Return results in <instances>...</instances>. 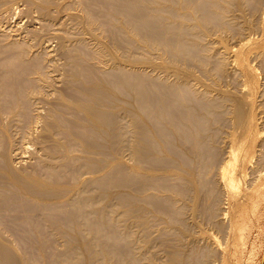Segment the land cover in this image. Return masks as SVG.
I'll return each mask as SVG.
<instances>
[{"label": "bare ground", "instance_id": "1", "mask_svg": "<svg viewBox=\"0 0 264 264\" xmlns=\"http://www.w3.org/2000/svg\"><path fill=\"white\" fill-rule=\"evenodd\" d=\"M47 3H49V0ZM86 3L89 6L85 4V9L89 10L86 13H89L84 15L82 11L83 14L71 15L73 20L76 19L81 23L80 26L86 32L87 38L84 36L85 32L83 33L84 38H77L74 42L72 41L73 38H70L73 49L67 50L66 53L67 71L64 89H54L55 81L48 74L50 70L48 72V68L46 69L31 60L28 53L32 51H27L26 47L18 49L15 54H7L9 55L7 61L13 63H10V66L6 69H0V264H51L47 254L53 244L50 245V243L53 240L55 242V239H64L67 242L63 250V254L67 257L64 256V258L66 260L69 258V263L66 264H70V262L71 264H110L115 258L118 264H148L154 261V254L146 251V246H143V253L138 254L136 251L137 243L140 241H143L145 245L148 243V237L145 234L142 235V233L140 235L136 231V227L145 224L148 226V222L151 220L145 218V216L143 218V211L150 210L155 218L161 219L165 224L167 223L169 228H172L170 226L173 220L170 221V218H174L173 221L176 223L180 220L179 217L175 219L171 208L168 207L169 204H174L169 195L157 199V202L151 200V203L146 201L147 197L144 200L140 195L145 188L154 189L153 193L158 188L161 191L165 189L169 192H175L169 186L170 183L169 185L167 183L171 177H176L181 181L183 191L179 193V202L182 203L185 199L187 201V198L191 200L192 205H189V207L192 206L194 216L195 214L200 216L202 212L205 215L208 214L209 222L217 228L218 235L222 231L221 235L224 236L223 222L225 220L223 211L221 212L220 208L218 210L215 204L212 207L206 206V208V204H203L205 198L212 199L218 192V187L216 189L214 185L208 184L207 176L208 178L211 176V174L209 176V173L212 169L214 170L216 163L222 157V152L216 145L223 139L224 129L227 132L228 128L231 130L238 128L240 131L241 129H247L248 134V128L254 123L251 117L253 105L250 104L252 106H249V97L252 96V93L248 92L245 96L241 93L227 92V89L229 91L227 86L231 79L228 80L227 86L224 84L226 91L223 90V86V88H219L221 84L218 87L219 94L214 95L216 84L213 79L217 83L220 80L222 82L229 74L228 66L230 64L227 63L225 51L222 54L219 52V47L210 46L209 48L208 44L212 43V41L210 42L211 34L217 33L223 36L226 33L227 35L235 33L241 36L244 32L248 35L246 30L248 33L249 30L250 33L255 30L257 28L256 15L264 13L262 10L260 11L261 6L264 5V0H86ZM52 4L51 2L47 6L51 7ZM92 4L97 6V12L91 9ZM75 5L77 4L75 3ZM55 6L57 5L55 4ZM45 7L43 5L42 14L44 18L51 19L53 16L52 10L49 11L48 9L51 8ZM31 8L33 7L31 6ZM74 8H71L72 11ZM52 9L54 11V8ZM234 10L240 12L241 21L230 17ZM56 12L54 11V14ZM67 14H70V12L67 11ZM258 23L262 24V20ZM258 26L260 25L258 24ZM79 28L77 27V29ZM70 29L67 30L70 31ZM97 29L110 35L112 45L107 44L104 38L99 37ZM258 30L260 32V29ZM132 31L136 33L137 37H135L136 40L132 39L133 41L130 39ZM259 32L253 31L254 36L255 33ZM251 35L252 33L249 37ZM229 36L226 39L221 38L224 41L230 40ZM258 37L260 36L258 35ZM49 40L52 41V39ZM87 42L91 45L95 44V47L97 45L92 53L88 51L89 44ZM128 42L129 44L138 43L141 48L148 52V56H151V61L152 56L155 58L156 55L160 56V59L165 62L166 65L163 67L159 65V69L157 66H153V69H151L158 76L157 80L146 79L148 73L143 78L141 72L140 76L130 67H127L128 64L125 65V62H131L136 57L135 53L138 48L132 47L131 44V46H128ZM215 43L217 45L218 42ZM238 43L237 45L242 46L241 42L238 41ZM120 44L124 46H121L122 50H124V54L129 57L130 61L123 60L122 55L120 57V53H118L120 49L117 47ZM64 45L66 44L64 43ZM254 45L256 46V44ZM257 45L261 47V44L257 43ZM247 46L248 44L243 48ZM65 48L67 46L63 49ZM225 48L228 49V52L231 45ZM249 51L247 52L249 53ZM139 53L141 54V49ZM143 55L145 56V54ZM219 55H221V58ZM90 57L97 60L99 65L104 64L109 68L100 70L101 68L93 67ZM214 59L219 60L217 69L210 70L209 65ZM229 59H231V55ZM250 59L254 58L250 57ZM255 60L257 59L255 58ZM146 61L144 60V65H146ZM156 61L155 58L153 65ZM158 61L157 63L161 62ZM178 62L181 66L177 65ZM252 62L257 63L259 61ZM172 64L176 67L173 71L176 80L173 83L171 80L174 77L170 79L169 74ZM240 64L239 62L238 65ZM250 67L252 66L250 65ZM167 68H169V71H167ZM142 70L144 69L142 68ZM143 74L145 75L144 71ZM200 74L206 78L205 81L207 78L212 79L213 89H211V85L197 82L196 77ZM249 74L253 75V73ZM229 77L231 78L230 75ZM231 85L233 84L231 83ZM49 90H53V92ZM240 91L242 92V89ZM235 92H238V90H235ZM52 95L54 100L51 99ZM253 103L255 104V101ZM257 103H260V101H257ZM259 105H256V107L258 108ZM38 124L42 125H40L42 127L41 131L39 128L37 129ZM233 133L234 139H236L235 132ZM238 134V136L241 135L240 132ZM258 134L260 135V132ZM27 135L38 136L39 144H41L39 146L42 148L39 149L43 150V153L39 158L36 169L23 170L22 167V169L17 170L16 161L13 160L9 151L15 142L14 140L17 142L18 137ZM38 141H35V143ZM231 143L233 144V142ZM235 143L234 146H231V151L229 149L231 157L229 162L228 159L226 160L228 164L226 166L222 164L224 167H220V173L216 172L217 176L218 174L221 176V179L217 177L218 180L220 179V183H223L227 189L228 187L231 188V190L236 186L237 166L240 158H244L243 153H245L243 146L236 147L239 143L237 145ZM118 144L120 145L118 146ZM224 144L227 143L224 142ZM262 148L264 149V147ZM124 149L130 153L131 161L128 160V157L126 159L122 156ZM19 150H22V148ZM26 152L27 150L23 154ZM263 154L262 158L264 159ZM122 157L126 162L123 161ZM257 157L261 159V156ZM16 158L19 160V164L26 161L23 155L18 157L16 155ZM245 159L241 160L242 164H244ZM127 160L129 163H127ZM223 160H225V156ZM216 168L215 170H217ZM259 168H261V165L258 166ZM147 171H149V176L151 171V174L155 172V175L158 172L157 178L146 176ZM259 174L261 173L259 172ZM152 175L154 176V174ZM261 176L263 175L261 174ZM240 181L238 182L240 183ZM225 186H222V188ZM237 188L239 189V185ZM146 192L151 194V190ZM142 196L144 197V194ZM175 196L172 197L176 201ZM219 196L221 197V195ZM120 208H125L123 211L127 209L125 214L127 213L128 216H126L127 222L125 221V224L120 220L123 215V212L119 211ZM180 210H183V208ZM232 224L231 229H234ZM177 225L178 227L173 228L176 229L175 231H179V239L183 240L186 235L191 234L189 228L182 227V223L179 222ZM103 233L106 234V241H103ZM174 234L176 235V233ZM118 237L128 238L132 242L129 252L124 255V257L128 255V258H125L124 261L119 257L122 252L117 250L118 247L115 248L119 243L116 240L119 239ZM190 237L192 236H189V240H191ZM13 239H15V242L36 244V246H30L29 250L38 252L42 262L36 263L30 257L25 258L26 255L24 258H20L18 255L20 253L16 249L17 245L14 248L9 244L11 243L10 240L13 241ZM189 244H191V241ZM193 246L195 245H191V247ZM180 249L182 255L177 253L174 256L170 255L172 257L169 256L170 258L162 263L189 264L187 259L191 249L190 246L184 244ZM194 253L196 255L195 251ZM205 253H207L206 256L203 255L206 257L205 263L215 257L214 251L210 250ZM190 259L192 258H189V261ZM158 264L160 263L158 262Z\"/></svg>", "mask_w": 264, "mask_h": 264}, {"label": "rangeland", "instance_id": "2", "mask_svg": "<svg viewBox=\"0 0 264 264\" xmlns=\"http://www.w3.org/2000/svg\"><path fill=\"white\" fill-rule=\"evenodd\" d=\"M8 1V2H7ZM0 0V12L2 13V15L0 14V69H6L8 66H10V63H13L12 61H7V57L9 55L7 54H15L18 49H21V48H25L26 47V50L31 52V53H28L30 54L29 56L31 57V60H33L34 62L38 63L39 65L43 66L44 68H48V72L50 70V72L48 73L49 75L52 76V78L54 79L55 81V87L54 89H57V90H62L64 89V86L66 85V69H67V50L69 51L70 49L72 50L73 49V43L71 42V39L72 41L74 42L75 39L77 38H87L86 36V32L84 31L83 27L81 28V23L79 21H77L76 19L73 20L72 16L71 15H80L81 13L83 14L84 12V15H86V11H89L87 9H85V4L88 6V4L86 3V0H49V3H47L48 0ZM58 1V2H57ZM61 1V2H60ZM77 5H75V3ZM28 2V3H27ZM51 2L54 4L51 5V7H48ZM44 3V4H42ZM47 3V5H46ZM65 3V4H64ZM71 3V5H69ZM42 4V5H41ZM55 4L57 6H55ZM64 4V5H63ZM83 7H82V5ZM43 5L46 6L45 8H51V9H48L49 11L52 10V18L51 19H47L46 17L44 18V15L42 14V8H43ZM62 7H60V6ZM66 5V6H65ZM68 5V6H67ZM80 5V6H79ZM31 6L33 8H31ZM41 6V7H40ZM55 6V7H53ZM23 7V8H22ZM64 7V9H63ZM66 7V9H65ZM68 7V9H67ZM77 9H75V8ZM89 7V6H88ZM92 10L94 11H98L97 10V6L92 4L91 6ZM12 8V9H11ZM14 8V9H13ZM54 8V11H58L54 14V11L53 9ZM59 8V10H58ZM74 8V10L72 11V9ZM79 8V9H78ZM29 9V10H28ZM57 9V10H56ZM70 9V10H69ZM81 9V10H80ZM83 9V10H82ZM61 10V11H60ZM76 10V11H75ZM236 10V9H235ZM233 11V14L231 13L230 17H232L233 19L237 18L238 21H241L242 18L240 16V12L238 11ZM262 10V12H264V5L263 7L261 6V9L260 11ZM38 11V13H37ZM40 11V12H39ZM67 11L70 12V14H67ZM79 14H78V12ZM83 11V12H82ZM61 12V13H59ZM71 12H73V14H71ZM77 12V13H76ZM260 12V13H262ZM15 13V14H14ZM41 13V14H40ZM63 13V14H62ZM65 13V14H64ZM86 13V14H85ZM4 14V15H3ZM8 14V15H7ZM56 15V16H55ZM70 15V16H68ZM233 15H235L233 17ZM264 13L261 15V14H257L256 15V22H257V28L255 30H252L251 33V37H249V35L251 34L250 33V30H249V33L248 31L246 30V33L248 35L244 34L239 36L238 34H232V33H229L228 35H230V40H225L227 42H225L224 40H222L223 38H227L228 35L227 33L225 35H218L217 33L216 34H211V37H210V42L212 41V43L208 44L209 48L210 46L211 47H214L215 46L219 49H220V53L224 54V51H225V57L227 58L228 60V73L227 74V77L224 78V80L221 82V80L217 83L214 79H213V82L216 84V88L214 87L215 92L214 91V95H218L219 94V89L218 87L221 85V87L219 88H223V90L225 89L226 91V86L228 84V80H229V84H228V88H229V91L227 89V92L229 93H241V94H244L245 96L247 95L248 92H250V94L252 96L249 97V106L252 107L251 111H252V115H254L255 117L253 118V116L251 115L252 117V122L254 121V125L251 124L250 128L252 129L253 127V134H252V130L250 128H248V134H247V129H230L228 128V132L225 131L224 129V133H223V139L219 142L218 145H216V147L222 152V157L221 159H219V161L216 163L215 167H214V170L215 168L217 170H211V173H209V176L211 174V178L207 176V181H208V184H212L214 185V187L217 189L218 187V192L216 194V196H213L212 199L210 198H205L204 199V202L203 204L205 205V208L206 206L207 207H212L214 206H217L218 210L221 209V212L224 213V222H223V228L225 229L224 230V236L221 235V232L220 235H218L217 233V228H215L213 226V224H211L209 222V216L208 214L205 215V213H202L197 215L195 214L194 216V213L192 212V206L189 207V205H192V201L189 200L187 197V201H182L179 202V193H182L183 189H182V185H181V181L179 179H177L176 177H171V179L168 180V185L170 183V187H172V189H174L175 192H169V191H166L165 189L161 191V189H157L155 190V193L154 192V189H150V188H145L144 191L141 193V197L144 199L146 198V201L150 202L151 203V200L152 202H155L157 199H162L163 197L165 196H168L172 198V201L174 204H169V208H171L172 210V213L175 215V219L176 217H179V222L182 223V227H186L187 229L189 228V231H191V234L189 233L188 236L186 235V237L181 240L179 239L180 237V234H179V231H175L176 229H174L175 227H178V223H176L174 220V218H170L169 220L171 221L172 220V225L170 227L172 228H169L167 227V223L165 224L161 219L159 218H155L152 214V212L149 210H145L143 211V218L145 216V218H149V222H148V226L147 224L145 225H140L138 227H136V231L139 232V234L142 235L145 234L148 238V243L147 241H145L147 244L145 245L143 243V241H138L139 243H137L136 245V248H137V252L138 254H141L143 253V246H146V251L148 252H151L154 254V261L153 264H158V262L160 264H163L165 263L170 257L176 255L177 254H180L182 255V252H181V246L182 245H189L190 246V251H189V254H188V259L187 261L189 262V264H201V261H202V258H203V261H202V264H264V159L262 158V153H264V149L262 147H264V65H263V60H264V31H263V23H264V17H263ZM3 16V17H2ZM43 16V18H42ZM89 16V14H88ZM8 17V18H7ZM56 17V18H55ZM70 17V18H69ZM59 21H58V19ZM66 18H67V21H66ZM64 19V20H63ZM259 19V20H258ZM13 20V21H12ZM258 20V21H257ZM262 20V24L258 23L259 21L261 22ZM38 21V22H37ZM58 22V23H57ZM64 22V23H63ZM70 22H71V26H70ZM32 23V24H31ZM44 23V24H43ZM63 23V24H62ZM78 23V24H77ZM258 24L261 26H258ZM77 25V26H76ZM45 26V27H44ZM73 26V28H72ZM67 27V28H65ZM76 27V28H75ZM77 27L79 29H77ZM42 28V29H41ZM70 29V31H68ZM68 29V30H67ZM82 29V31H80ZM260 29V32L259 30ZM17 30V31H16ZM22 30V31H21ZM53 30V31H52ZM4 31V32H3ZM40 31V32H39ZM65 31H66V34H65ZM80 31V32H79ZM97 29V34L99 35V37L104 38V41L106 40L107 41V44L109 45H112L111 44V37L109 34H105L103 33V31ZM253 31L255 32H259V33H255V36H254V33ZM15 32V33H14ZM26 32V33H25ZM46 32V33H45ZM52 32V33H51ZM69 32V33H68ZM85 32V33H84ZM99 32V33H98ZM6 33V34H5ZM9 33V34H8ZM12 35H11V34ZM40 33V34H39ZM57 33V34H56ZM75 34V36L72 35ZM83 33H84V36H83ZM103 33V34H102ZM262 33V34H261ZM70 34V36H69ZM79 34V35H78ZM82 34V35H81ZM102 36H101V35ZM136 33H133L132 31V34L130 36V39L132 40H136ZM2 35V37H1ZM44 35V36H43ZM52 35V36H51ZM56 35V36H55ZM104 35V36H103ZM213 35V36H212ZM217 35V36H216ZM258 35L260 37H258ZM23 36V37H22ZM30 36V37H29ZM32 36V37H31ZM216 36V37H215ZM226 36V37H224ZM242 36H245V37H242ZM263 36V38H262ZM54 37V38H53ZM58 40H57V38ZM136 37V38H135ZM219 37V38H218ZM223 37V38H221ZM256 37V38H255ZM258 37V38H257ZM56 38V39H55ZM61 38V39H60ZM71 38V39H70ZM255 38V39H254ZM260 38V39H259ZM262 38V39H261ZM29 39V40H28ZM33 39V40H32ZM49 39H52L49 40ZM65 39V41H64ZM70 39V40H69ZM216 39V40H214ZM232 39V40H231ZM38 40V41H37ZM55 40V41H54ZM69 40V41H68ZM132 40V41H133ZM251 40V41H249ZM254 40H257V41H254ZM260 40V42H259ZM4 41V42H3ZM29 41V42H28ZM63 41V42H62ZM110 41V42H109ZM229 41V43H228ZM233 41V42H232ZM241 42V45H237V43ZM254 42V44H256V46L252 45V43ZM62 42V43H61ZM215 42H218L217 45ZM258 44H261V47L257 45ZM263 42V43H262ZM41 43V44H40ZM64 43L66 45H64ZM244 43V45H243ZM2 44V45H1ZM6 44V45H5ZM40 44V45H39ZM87 44H89L88 46V51L90 53L93 52V49H96L95 47V44L91 45L90 43L87 42ZM127 44V43H126ZM132 45V47H138L137 48V51L135 53V58H133V60L131 62H125V65L128 66L127 67H130L134 72H136V74L140 75L141 76V73H142V76L141 77H145L148 73V75L145 77L146 79H155L157 80L158 79V76L153 72L151 71V69H153V66L157 68L159 67V65L161 67H163L165 64V62L162 61V59H160V56H154L157 61H161L159 63L154 62V65H153V61L155 60V58H153L152 56V61H151V56L149 57L148 56V52L145 51L143 48H141V46L138 44V43H130ZM128 42V46H131ZM214 44V45H213ZM227 44H229L227 46ZM239 44V43H238ZM248 44L247 47H244L243 46H246ZM251 44V45H250ZM4 45V46H3ZM32 45V46H31ZM42 45V46H41ZM231 45V50L232 49H236V50H230L227 52V48L225 47H229ZM234 45V46H233ZM237 45V46H235ZM63 46V47H62ZM65 46H67V48L63 49ZM72 48H70V47ZM85 46V45H84ZM100 46V45H98ZM123 45L120 44V46H117L119 47L120 49V57L122 55V58L123 60L126 59V60H129L127 57L126 54H124V50H122L123 48L121 47ZM240 46V47H239ZM258 46V47H257ZM13 47V49H12ZM95 47V48H94ZM124 47V46H123ZM237 47V48H236ZM11 48V49H10ZM242 48V49H241ZM257 48V49H256ZM30 49V50H29ZM57 49V50H56ZM141 49V54L139 53V50ZM238 49V50H237ZM240 49V51H239ZM254 49V50H253ZM34 50V51H33ZM250 50V51H249ZM252 50V51H251ZM36 51V52H35ZM49 51V52H48ZM144 51V52H143ZM223 51V52H222ZM249 51V53L247 52ZM35 52V54H34ZM147 52V53H146ZM232 52V54H231ZM239 52V54H238ZM253 52V53H252ZM46 53H47V56H46ZM48 53H49V57H48ZM138 53V55H137ZM227 53V54H226ZM247 55H246V54ZM263 53V54H262ZM34 54V55H33ZM145 54V56L143 55ZM231 55V59L230 58V55ZM234 54V56H233ZM241 54V55H240ZM261 54V55H260ZM65 55V57H64ZM246 55V56H245ZM251 55V56H250ZM148 59V62L146 61L147 58ZM224 56V55H223ZM233 56V57H232ZM238 56V57H237ZM244 56V57H242ZM36 57V58H35ZM48 59L46 60L45 59ZM52 57V58H51ZM93 57V56H92ZM92 57H90V62L92 64L93 67L97 68V69H100V70H107L109 67L106 65L104 66V64H100L97 63L98 61L93 59ZM127 57V58H126ZM219 57L221 58V55H219ZM229 57V58H228ZM251 58H254V59H250ZM259 57V58H258ZM217 58V57H215ZM237 58H239L237 60ZM255 58L257 60H255ZM6 59V60H4ZM154 59V60H153ZM219 59V58H218ZM233 59V60H232ZM54 60V61H53ZM144 60L146 61L144 65ZM251 60V61H250ZM5 61V63H4ZM95 61V62H93ZM130 61V60H129ZM151 61V62H149ZM181 61V60H180ZM234 61V62H233ZM252 61L256 62V61H259L257 63H253ZM54 62V63H52ZM61 62V63H60ZM241 63L240 65H238V63ZM252 62V63H251ZM2 63V64H1ZM218 63H219V60H212L211 64L209 65L210 66V70H215L217 69V66H218ZM233 63V64H232ZM235 63V64H234ZM97 64V65H96ZM232 64V66H231ZM255 64V65H253ZM59 67H58V66ZM133 65V66H131ZM179 66L180 63L178 62ZM243 65V66H242ZM250 65L252 67H250ZM259 69H257L258 67ZM4 66V67H3ZM55 66V67H54ZM139 66V67H138ZM147 66V67H146ZM208 66V67H209ZM216 66V67H215ZM248 66V67H247ZM256 68H255V67ZM65 67V68H64ZM104 69H103V68ZM138 67V69H137ZM141 67V69H139ZM172 68H170V71L168 70L169 68H167V71H169V74H170V79H174L171 80V82L173 83V81H175V75L173 74V71L174 69L176 68L175 65H171L170 66ZM241 69H240V68ZM142 68L144 70H142ZM146 68V69H145ZM149 72H148V70ZM244 68V69H243ZM254 68V69H253ZM45 69V71L47 72V70ZM159 69V68H158ZM250 71H249V70ZM147 70V71H146ZM231 70V71H230ZM262 70V71H261ZM55 71H58V72H55ZM143 71L145 73V75L143 74ZM161 71V70H159ZM246 71V72H245ZM257 71V72H256ZM261 71V72H260ZM60 72V73H59ZM141 72V73H140ZM241 72V73H240ZM255 72V73H254ZM249 73H253L252 74H249ZM61 74V75H60ZM151 74V75H150ZM172 74V75H171ZM256 74V75H255ZM263 74V75H262ZM65 75V76H64ZM229 75L231 76V78L229 77ZM250 75V76H249ZM252 75V76H251ZM61 76V77H60ZM151 76V77H149ZM172 76V77H171ZM55 77V78H54ZM196 77V75H195ZM237 77V78H236ZM250 77V79H248ZM252 77V78H251ZM255 79H254V78ZM256 77H258L256 79ZM58 78V79H57ZM60 78V79H59ZM64 78V80H63ZM160 78V77H159ZM198 80L197 82L198 83H204V84H208V85H211V89H213V82H212V79H209L207 78V80L205 81L204 79H206L205 77H203L201 74L198 75L196 77ZM202 78V79H201ZM228 78V79H227ZM241 79V80H240ZM258 80V81H256ZM205 81V82H204ZM57 82V84H56ZM212 82V83H211ZM211 83V84H210ZM231 83L234 85H231ZM236 83V84H234ZM258 83V84H257ZM226 86H225V85ZM261 84V85H260ZM229 85H231V87H229ZM236 85V86H235ZM238 85V87H237ZM62 86V87H61ZM223 86V87H222ZM255 86V88H254ZM259 86V87H258ZM198 87V86H197ZM231 88H235V90H238V92H235V90L231 89ZM257 88V89H256ZM262 88V89H261ZM242 89V92L239 90ZM244 89V90H243ZM259 89V90H258ZM246 90V92H245ZM261 90V91H260ZM49 91H52L53 90H49ZM256 93V94H255ZM255 94V95H254ZM263 95V96H262ZM253 98V99H252ZM256 98H259V99H256ZM52 100H54V96L52 95L51 97ZM51 101V100H50ZM255 101V104L253 103ZM257 101L260 103H257ZM52 102V101H51ZM252 104V105H250ZM258 108L256 107V105H258ZM255 105V106H254ZM260 107V108H259ZM262 107V108H261ZM257 110H256V109ZM261 109V110H260ZM255 110V111H254ZM254 111V112H253ZM255 113V114H254ZM257 118V119H256ZM251 119V118H250ZM258 120V121H257ZM41 124H38L37 125V129L39 128L40 131L42 129V125L40 126ZM255 126V127H254ZM230 129V131H229ZM227 130V129H226ZM260 130V131H259ZM39 131V132H40ZM235 132V136H236V139H234V133ZM258 131V132H257ZM227 132V133H226ZM231 132V133H229ZM240 132V136H238ZM243 132V133H242ZM251 132V133H250ZM256 132V134H255ZM260 132V135L258 134ZM227 136H225L226 134ZM230 134V136H229ZM238 134V135H237ZM251 134V135H250ZM258 134V135H257ZM243 135V136H242ZM246 137H245V136ZM250 135V136H248ZM262 135V136H261ZM27 135V136H24V137H18L17 138V142L16 140H14L15 142L12 144V147L10 148V154L13 158L14 161H16V167H17V170H20L22 169L23 167V170L26 169V170H34L38 167V164H39V158L40 156L42 155L43 153V150L41 151L40 149H42L39 145L40 142L38 141V136L35 137V135ZM229 136V137H228ZM238 136V137H237ZM256 136V137H255ZM34 137V139H33ZM227 140H226V138ZM241 137V138H239ZM245 137V138H244ZM20 138V139H19ZM25 139V140H24ZM31 139V140H30ZM231 139V140H230ZM234 139V141H233ZM242 139V140H240ZM244 139V140H243ZM21 140V142H20ZM229 140V141H228ZM238 140V141H237ZM249 140V142H248ZM262 140V141H261ZM30 141V142H29ZM34 141V142H33ZM35 141H38L37 143H35ZM237 141V143H235ZM255 141V142H254ZM227 143V144H224ZM233 142V144L231 143ZM243 142V143H242ZM246 142V144H244ZM21 143V144H20ZM27 143V144H26ZM234 143L235 145H237L238 143V146L236 147H239V146H243V150L244 152L246 153H243V157L240 158V162L238 163V166H237V171H236V174H235V182H236V186L234 188H229L227 189V187L223 184V183H220V179H221V176L218 174V176L216 175L217 173L216 172H219V170H221L222 167H224L223 165H227L228 162H229V158L231 157V154L229 153V149L231 151V146L233 145L234 146ZM243 145H242V144ZM260 143V144H259ZM20 144V146H19ZM26 144V145H25ZM29 144V145H28ZM33 146H32V145ZM38 144V145H36ZM16 145V147H15ZM24 148H23V146ZM31 145V146H30ZM35 145V146H34ZM120 144H118L119 146ZM220 145V146H219ZM222 145V146H221ZM30 146V147H29ZM228 146V148H227ZM245 146V147H244ZM20 147V148H19ZM26 147V148H25ZM222 147V148H221ZM230 147V148H229ZM22 148V150H19V149ZM33 148V149H32ZM40 148V149H39ZM245 148V149H244ZM247 148V150H246ZM27 152L25 154H23V152H25L26 150ZM30 149V150H29ZM36 149V150H35ZM225 149V151H224ZM29 150V151H28ZM126 149H124L121 153L123 154L122 156L124 158L127 159L128 157V160L131 161V156H130V153L129 152H126L125 151ZM223 150V151H222ZM262 150V151H261ZM15 151V152H14ZM20 151V152H18ZM226 151H227V156H226ZM248 153H247V152ZM259 153H258V152ZM31 152V153H30ZM260 152L261 155H260ZM41 153V154H40ZM128 153V154H127ZM23 157L25 156L24 159H26V161H23L21 162V166L19 164V160H17L16 158V155L17 157L18 156H22ZM229 154V155H228ZM15 155V157H14ZM225 156V160L224 159V156ZM31 156V157H30ZM37 156V157H36ZM130 156V157H129ZM257 156H261V159L260 157H257ZM264 156V154H263ZM122 157V159H123ZM130 158V159H129ZM165 158V157H164ZM246 158V159H245ZM228 159V162L226 161ZM244 160V164H242V161L241 160ZM127 160V163H129V161ZM224 162H223V161ZM258 160V161H257ZM124 162H126L124 159H123ZM222 161V162H221ZM226 161V162H225ZM18 162V164H17ZM219 162H221V164H219ZM256 162V164H255ZM132 163V162H130ZM23 164V165H22ZM37 164V165H36ZM223 164V165H222ZM243 165V166H242ZM261 165V168L258 169V166ZM20 167V168H19ZM221 167V168H220ZM243 171H242V169ZM253 169V170H251ZM256 169V170H255ZM258 169V170H257ZM150 170V169H149ZM154 171V170H153ZM213 171V172H212ZM252 171V172H251ZM262 171V172H261ZM149 171H147V174L144 172V174H146V176L148 177H154V178H157V174L158 172H156V175H155V172L152 173L154 174V176L151 174L150 172V176H149ZM215 172V173H214ZM244 172V173H243ZM259 172L263 175L261 176V174H259ZM258 173V175H256ZM213 174V175H212ZM241 174V175H240ZM152 175V176H151ZM216 175V176H215ZM255 175V176H254ZM215 176V177H214ZM259 176V178H258ZM219 177L220 179L218 180ZM240 183L238 182L239 180ZM261 177V178H260ZM175 178V180H174ZM216 178V179H215ZM252 178V179H251ZM257 178V179H256ZM249 179V180H248ZM212 180V181H211ZM256 180V182H255ZM170 181V182H169ZM178 181V182H177ZM216 181V182H215ZM218 181V182H217ZM252 181V182H251ZM158 182V181H157ZM172 182V183H171ZM180 182V183H179ZM210 182V183H209ZM213 182V183H212ZM255 182V183H254ZM179 183V184H178ZM217 183V184H216ZM238 183V184H237ZM252 183V184H250ZM220 186H219V185ZM245 184V185H244ZM179 185V186H178ZM217 185V186H216ZM239 185V189L237 188ZM174 186V187H173ZM222 186H225L222 188ZM178 187V188H177ZM176 188V190H175ZM248 188V189H247ZM147 189V190H146ZM223 189V190H222ZM233 189H235L233 191ZM151 190V192H150ZM220 190V192H219ZM249 190V191H248ZM146 191H149L151 194H149L148 192ZM180 191V192H179ZM223 191V193H222ZM158 192L159 193V196H158ZM162 192V193H161ZM172 193V194H171ZM178 193V194H177ZM220 193V194H219ZM222 193V194H221ZM142 194H144V197L142 196ZM147 194V195H146ZM154 194V195H153ZM175 195L176 197V201L178 200V202L176 203L175 199H173V197ZM221 195V197L219 196ZM152 199H150L151 197ZM219 196V197H218ZM150 197V198H149ZM215 197V198H214ZM217 197V198H216ZM221 198V199H220ZM154 199V200H153ZM210 199V200H208ZM218 199V200H217ZM145 200V199H144ZM206 200V202H205ZM216 200V202H215ZM157 202V201H156ZM211 202V203H210ZM223 202V203H222ZM186 203V204H185ZM191 203V204H190ZM210 203V204H209ZM225 203V204H224ZM177 204V205H176ZM179 205H183L182 207L179 206ZM187 205H188V208H187ZM203 205V206H204ZM173 206V207H172ZM179 206V207H177ZM186 206V207H185ZM221 206V207H220ZM228 206V207H227ZM174 210H173V209ZM181 208H183V210H180ZM185 208V209H184ZM220 208V209H219ZM121 210H119L120 212H123V215L120 217V220H122L123 224H125V221L127 222V219H126V216H128V214L126 215L125 212L127 211H123L125 210V208H120ZM169 210V209H168ZM170 210V211H171ZM228 210V212H227ZM181 211V212H180ZM180 213V215H178ZM227 213V214H226ZM184 214V215H182ZM170 215H171V212H170ZM193 215V216H192ZM218 215V213L216 214V216ZM141 216V217H142ZM206 216V218H205ZM208 217V218H207ZM231 217V218H230ZM122 218V219H121ZM128 218V217H127ZM183 218V219H182ZM185 218V220H184ZM227 218V219H226ZM199 219V220H198ZM207 219V220H206ZM222 219V217H221ZM228 220V221H227ZM169 222V221H168ZM175 223H176V226H175ZM186 223V224H185ZM233 223V224H232ZM174 224V225H173ZM203 224V225H202ZM231 224H232V228L234 229H231ZM180 225V224H179ZM195 225V227H194ZM211 225V226H210ZM227 225V226H226ZM163 227V229H162ZM174 227V228H173ZM192 227V228H190ZM203 230H202V229ZM215 228V229H213ZM228 228V229H227ZM170 229V230H169ZM192 229V230H191ZM168 230V232H167ZM214 230V231H213ZM223 230V229H222ZM171 232V233H170ZM176 233V235L174 233ZM106 233V232H105ZM103 233V241H106V234ZM108 233V232H107ZM179 235H178V234ZM226 235V236H225ZM228 235V236H227ZM189 236H192L190 237L191 240H189ZM221 236V237H220ZM224 237V238H222ZM231 237V238H230ZM119 238V237H118ZM187 238V239H186ZM194 238V239H193ZM201 238V239H200ZM230 238V240H229ZM128 239V238H126ZM125 238H119V239H116L117 242V245L115 248L118 249L117 250H120L122 253L121 255L119 256L121 258L122 261H124V259L128 258V255H125L126 252H129V248H131V243L130 242V239L126 240ZM186 239V240H185ZM207 239V241H206ZM123 240V241H122ZM185 240V242H184ZM193 240V242H192ZM197 240V241H196ZM179 241V242H178ZM191 241V244H189V242ZM196 241V242H195ZM10 242L12 243H8L10 244V246H14L15 248V245L16 246V249L18 251V254L20 256V258H31L33 260L36 261V263H41L42 262V259L40 258V254L35 251H30L29 248L30 246H36V244L34 243H24V242H15V239L10 240ZM61 242V243H60ZM181 242V243H180ZM7 243V244H8ZM53 243V244H52ZM195 243V244H193ZM199 243V244H198ZM206 243V244H205ZM220 243V244H219ZM228 243V244H227ZM33 244V245H32ZM52 244V245H51ZM55 244V245H54ZM57 244V245H56ZM67 242L66 240L64 239H55V242L54 240L50 243V252L47 254L48 255V258L50 260V263L51 264H61L62 262L64 264H66L67 262L69 263V258L66 260V256L63 254V250L66 246ZM120 244V245H119ZM130 246H129V245ZM138 244H140V246H138ZM171 244V245H170ZM179 244V245H178ZM181 244V245H180ZM202 248H201V246ZM64 245V247H63ZM124 245L126 246L124 248ZM191 245H195L193 247H191ZM225 245V246H223ZM22 246V247H21ZM24 246V247H23ZM27 246V247H26ZM18 247V248H17ZM121 247H122V250H121ZM22 248V249H21ZM25 248V249H24ZM124 248V249H123ZM196 248V249H195ZM199 248V249H198ZM215 248V249H214ZM55 249V250H54ZM61 249H62V252H61ZM21 250H22V253H21ZM24 250V252H23ZM52 250V252H51ZM54 250V251H53ZM60 250V251H59ZM176 250V251H175ZM202 250V252H201ZM214 251L215 252V257L210 259V261H207L206 263L204 262L206 260V254L205 252H209V251ZM219 250V251H218ZM116 251V250H115ZM125 251V252H124ZM173 251L175 252L173 254ZM194 251L196 252V255L194 253ZM172 252V254H171ZM55 253V254H54ZM62 253V254H61ZM170 253V254H169ZM191 253V254H190ZM201 253V254H200ZM205 253V254H204ZM23 254V255H22ZM35 254V255H34ZM52 254H54L52 256ZM58 254V255H56ZM61 254V255H60ZM199 255V258H198V255ZM161 257H160V256ZM167 255V257H166ZM172 255V256H170ZM204 255V256H203ZM59 256V257H58ZM63 256V257H62ZM64 256L66 258H64ZM123 256V258H122ZM170 256V257H169ZM195 256V257H194ZM217 256V258H216ZM220 256V257H219ZM187 257V256H186ZM223 257V258H222ZM38 258V259H37ZM119 258V259H120ZM165 258V259H164ZM189 258H192V259H195V260H192L190 259L189 261ZM125 259V260H126ZM161 262H160V260ZM166 260V261H165ZM214 260V261H213ZM53 261V263H52ZM66 261V262H65ZM115 261V262H114ZM113 262H111L110 264H118L117 263V260L115 258ZM193 261V262H192ZM217 261V262H216ZM152 262H149L148 264H152ZM163 262V263H162ZM209 262V263H208ZM211 262V263H210ZM219 262V263H218ZM71 264V262H70Z\"/></svg>", "mask_w": 264, "mask_h": 264}]
</instances>
